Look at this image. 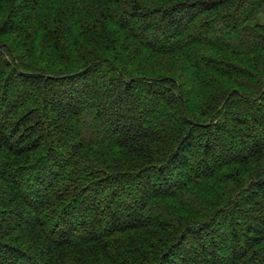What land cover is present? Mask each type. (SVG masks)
<instances>
[{
	"label": "trees",
	"instance_id": "trees-1",
	"mask_svg": "<svg viewBox=\"0 0 264 264\" xmlns=\"http://www.w3.org/2000/svg\"><path fill=\"white\" fill-rule=\"evenodd\" d=\"M261 17L0 0V264H264Z\"/></svg>",
	"mask_w": 264,
	"mask_h": 264
},
{
	"label": "rangeland",
	"instance_id": "rangeland-1",
	"mask_svg": "<svg viewBox=\"0 0 264 264\" xmlns=\"http://www.w3.org/2000/svg\"><path fill=\"white\" fill-rule=\"evenodd\" d=\"M259 21H260L261 23H264V17H261ZM182 64H183V63H182ZM183 68H184L183 66L180 67V69L183 70V72H184L185 70H184Z\"/></svg>",
	"mask_w": 264,
	"mask_h": 264
}]
</instances>
